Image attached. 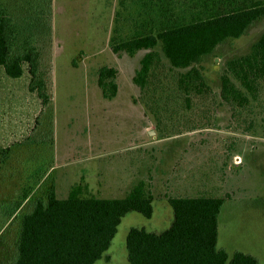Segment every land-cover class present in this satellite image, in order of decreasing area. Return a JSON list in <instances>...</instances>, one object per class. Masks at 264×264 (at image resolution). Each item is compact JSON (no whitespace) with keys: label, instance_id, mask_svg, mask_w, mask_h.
<instances>
[{"label":"rangeland","instance_id":"rangeland-1","mask_svg":"<svg viewBox=\"0 0 264 264\" xmlns=\"http://www.w3.org/2000/svg\"><path fill=\"white\" fill-rule=\"evenodd\" d=\"M166 2L51 0V32L39 42L49 105L43 107L29 90L26 70L10 78L0 67V213L23 188L30 200L42 194L40 183L48 184L49 174L59 197L78 183L97 197H123L143 182L153 198L151 217L126 213L94 263L128 264L129 229L168 228L169 198L227 197L218 216L217 248L251 254L264 264V91L240 113L220 96L226 61L249 52L264 18L203 58L202 73L215 92L211 108L172 109L156 119L132 81L142 53L114 54L111 39L155 31L166 14L171 20L191 18L189 0ZM102 66L117 71L111 99L97 84ZM16 235L15 227L0 248V264L13 257Z\"/></svg>","mask_w":264,"mask_h":264},{"label":"trees","instance_id":"trees-1","mask_svg":"<svg viewBox=\"0 0 264 264\" xmlns=\"http://www.w3.org/2000/svg\"><path fill=\"white\" fill-rule=\"evenodd\" d=\"M189 2L193 9L188 20H171L166 14L155 31L111 39L114 54L142 53L132 81L156 119L172 109L211 108L215 92L202 73L203 58L264 18V0ZM50 5L51 0H0V67L10 78L26 70L29 90L43 107L49 105L50 96L39 42L51 32ZM118 16L117 11L116 21ZM116 73L113 67L98 69L97 84L104 98L111 99L117 92ZM220 83L221 99L235 113L248 109L249 100H259L264 91V30L246 55L226 61ZM48 130L45 137L50 140L52 130ZM7 151H1L2 160ZM45 179L48 184L40 183L42 194L30 200L29 190L23 188L0 213V248L8 233L17 229L13 257L1 264H94L109 248L126 213L150 218L153 212V198L143 182L123 197L91 195L82 183L73 185L66 197H59L52 176ZM226 200L221 196L169 198L173 219L168 228L161 232L129 229L125 241L128 264H258L251 254L234 251L229 255L217 248L218 216Z\"/></svg>","mask_w":264,"mask_h":264}]
</instances>
